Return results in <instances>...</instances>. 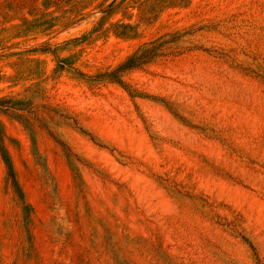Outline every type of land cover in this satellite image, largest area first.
Here are the masks:
<instances>
[{"label": "rangeland", "instance_id": "374dc122", "mask_svg": "<svg viewBox=\"0 0 264 264\" xmlns=\"http://www.w3.org/2000/svg\"><path fill=\"white\" fill-rule=\"evenodd\" d=\"M0 264H264V0H0Z\"/></svg>", "mask_w": 264, "mask_h": 264}]
</instances>
